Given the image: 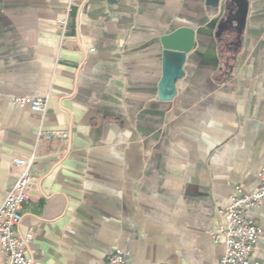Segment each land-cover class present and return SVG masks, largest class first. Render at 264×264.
Masks as SVG:
<instances>
[{"label":"crops","instance_id":"0c3cea01","mask_svg":"<svg viewBox=\"0 0 264 264\" xmlns=\"http://www.w3.org/2000/svg\"><path fill=\"white\" fill-rule=\"evenodd\" d=\"M66 0H0V204L13 157L37 159L16 232L45 264H218L210 231L264 167V0H87L60 45ZM193 29L159 98L162 37ZM17 97H47L45 113ZM67 132L38 139V128ZM247 216L261 234L264 205ZM0 251V264H4Z\"/></svg>","mask_w":264,"mask_h":264},{"label":"built area","instance_id":"2783aa9c","mask_svg":"<svg viewBox=\"0 0 264 264\" xmlns=\"http://www.w3.org/2000/svg\"><path fill=\"white\" fill-rule=\"evenodd\" d=\"M87 0H66L64 17L58 23L60 45L65 44L68 37V21L74 7H82ZM18 103H30L37 110L45 113L47 97H17ZM66 131L38 128L37 138H66ZM37 157H13V164L18 176L6 192L0 204V251L4 255V264H45L27 255V246L31 243V231L20 236L16 229L19 225L23 206L29 199V191L33 184L31 168ZM264 205V167L258 174V186L249 193L241 192L236 186L229 196V201L223 211V221L210 231L215 243L224 245V252L218 264H253L251 254L261 234V230L247 216L251 208ZM102 264H126L125 253L118 248L111 250Z\"/></svg>","mask_w":264,"mask_h":264},{"label":"water","instance_id":"95a60500","mask_svg":"<svg viewBox=\"0 0 264 264\" xmlns=\"http://www.w3.org/2000/svg\"><path fill=\"white\" fill-rule=\"evenodd\" d=\"M194 30L179 27L161 39L163 46V76L159 83V98L171 99L176 91V82L184 74L186 55L195 44Z\"/></svg>","mask_w":264,"mask_h":264}]
</instances>
